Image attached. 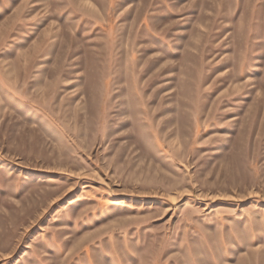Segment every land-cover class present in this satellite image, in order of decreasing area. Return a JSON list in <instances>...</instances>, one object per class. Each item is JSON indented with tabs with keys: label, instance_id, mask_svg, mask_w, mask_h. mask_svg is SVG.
Returning a JSON list of instances; mask_svg holds the SVG:
<instances>
[{
	"label": "rangeland",
	"instance_id": "rangeland-1",
	"mask_svg": "<svg viewBox=\"0 0 264 264\" xmlns=\"http://www.w3.org/2000/svg\"><path fill=\"white\" fill-rule=\"evenodd\" d=\"M0 264H264V0H0Z\"/></svg>",
	"mask_w": 264,
	"mask_h": 264
}]
</instances>
